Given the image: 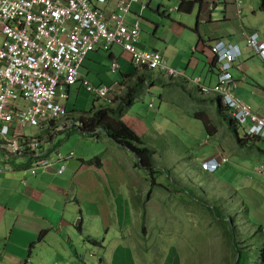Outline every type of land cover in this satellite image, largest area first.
<instances>
[{
	"label": "crops",
	"instance_id": "obj_1",
	"mask_svg": "<svg viewBox=\"0 0 264 264\" xmlns=\"http://www.w3.org/2000/svg\"><path fill=\"white\" fill-rule=\"evenodd\" d=\"M142 1L146 3L145 8L135 3L127 17L129 22L140 20L138 47L160 51L168 64L185 72L186 77H171L160 72L161 75L185 79L183 81L194 89H197L191 81L194 79L214 85L218 66L210 47L220 41L237 49L231 69L239 83L237 95L264 115V58L247 44L248 36L253 33L264 40L261 0H242L240 6L234 0H203L194 4L189 12L179 10L182 0ZM114 3V0L95 2L106 13L113 10ZM143 68L135 66L131 55L119 45L109 51L89 52L80 67V79L67 90L68 98L64 102L67 111L72 115L77 113L69 111L67 101L73 90L76 91L75 86L78 93L80 86L85 87L83 79L94 85L112 86L117 96L139 82L135 97L143 95V101L149 98L147 109L137 108L133 99L122 117L138 135H161V121L171 117L170 111L168 115L161 113L162 106L179 107L184 103L194 109L197 118L206 119L205 114L201 116V111L195 109L198 102L207 99H193L182 86L173 82L158 83L156 75L154 80L145 77ZM84 89L95 99L92 109L101 106V101L86 87ZM157 97L161 100L160 109L154 110ZM69 129L75 132L56 144L58 134ZM182 131L189 133L183 128ZM207 131L208 139L216 134L212 129ZM54 135L52 150L46 156L54 159L52 153L56 150L64 155L74 152V157L65 162L62 173L58 172L61 163L57 161L46 168L40 166L32 173L29 165L19 160L10 161L5 165L9 171L0 172V264L190 262L185 254L187 247L180 239L184 230L178 228L181 225L178 215L183 217V214L175 202L182 197L168 196L171 185L160 182L156 176V184L152 185L148 173L137 165L135 155L111 141L104 132L86 135L75 127L66 126L60 127ZM218 145L204 153L202 163L221 153ZM207 165L211 166V162ZM256 169L259 171V167ZM201 204L207 205L192 196V211L188 214L197 221L203 218L198 211ZM229 219H221L230 223L226 228L206 229L208 255L202 264H236L234 236L248 252L247 264L263 263L264 224H253L250 228L244 224L243 229L235 224L233 215ZM89 239L99 244L94 245ZM191 242L196 246L195 234Z\"/></svg>",
	"mask_w": 264,
	"mask_h": 264
},
{
	"label": "built area",
	"instance_id": "obj_2",
	"mask_svg": "<svg viewBox=\"0 0 264 264\" xmlns=\"http://www.w3.org/2000/svg\"><path fill=\"white\" fill-rule=\"evenodd\" d=\"M108 0H0V172L12 160H19L35 173L54 161L61 163L74 157L52 150V139L60 127L80 128L81 113L70 114L64 102L70 85L80 79V67L92 51H109L119 45L127 51L133 64L148 67L171 77H186L185 72L172 68L158 50L138 47L141 35L140 20H127L132 5L142 0H114V8L106 13L95 2ZM240 6L242 0H234ZM247 44L264 57V40L256 33L248 36ZM210 50L218 66L217 81L208 86L198 79L191 80L204 94L217 95L227 112L239 123L240 129L251 136L264 138V115L236 93L238 81L231 73L237 49L217 42ZM117 63L113 64L116 67ZM83 84L101 105L118 97L115 88L94 85L86 79ZM151 106V105H150ZM63 123V124H61ZM25 126L45 130L40 137L24 134ZM50 155V154H49ZM225 155L205 161L203 166L214 170L219 162L228 161ZM211 162V166H208ZM221 165V164H220ZM259 170L264 173V164Z\"/></svg>",
	"mask_w": 264,
	"mask_h": 264
},
{
	"label": "rangeland",
	"instance_id": "obj_3",
	"mask_svg": "<svg viewBox=\"0 0 264 264\" xmlns=\"http://www.w3.org/2000/svg\"><path fill=\"white\" fill-rule=\"evenodd\" d=\"M117 73L120 75L119 71ZM80 87L82 89L78 93V86H75L76 91L73 90L71 99L67 101L69 111L90 112L95 99L90 97L85 87ZM148 101L149 98L143 101V95L134 98L135 106L143 111H146ZM198 103L200 104L195 110L201 111V116L205 114L210 129L216 131L212 139H208L204 118H197L191 106L181 103L179 107L169 105V108L162 106L160 109L159 97L154 100L152 109H160L163 115H168L167 112L170 111L171 117L161 121V135H140L143 141L154 149L156 166L166 168L157 173L156 177L160 182L171 185L168 196H178L176 199L182 197V200H176L175 203L179 204V211L183 214V217L178 215V223H181L178 228L184 230L180 239L187 247L185 254L190 258V262L186 264L204 263L205 256L208 255L205 251L208 247L206 229L228 227L230 223L221 221L223 217L230 220L228 216L233 215L237 222L235 224H239L243 229L244 224L247 228L253 224H264V174L259 172L261 170L256 171V167L260 168L264 164V139L254 145H239L228 125L217 114L216 102L214 104L213 100L207 99ZM182 128L189 133L182 131ZM72 132L75 131L69 129L58 134L56 144ZM24 134L40 137L45 134V130L37 126H25ZM216 144H219L221 153L214 156L225 154L229 160L219 162V166L209 172L204 170L201 160L205 156L204 153ZM192 196L207 204H201L198 208L203 216L198 221L188 214L192 211ZM231 220L234 224L233 219ZM241 220H244V223ZM75 222L77 223V220ZM193 234L197 241L196 246L191 242Z\"/></svg>",
	"mask_w": 264,
	"mask_h": 264
},
{
	"label": "trees",
	"instance_id": "obj_4",
	"mask_svg": "<svg viewBox=\"0 0 264 264\" xmlns=\"http://www.w3.org/2000/svg\"><path fill=\"white\" fill-rule=\"evenodd\" d=\"M202 1L203 0H182L179 6V10L182 12H189L193 8L194 4L201 3ZM260 8L262 11H264V0H261ZM142 74L145 77H150L152 80H154L156 75L157 80L155 81H158V83L161 84L169 82L179 84L185 91L191 94L190 96L193 99L196 100L212 99L215 101L217 98L220 99V97H218L217 95H206L198 88L194 89L193 86H190L187 82L183 81L185 79L182 80L181 78H169L161 75L160 72H156L155 70L148 69L146 67L143 68ZM139 84V82H136L133 87H128L123 95L114 98V100H112L110 104L93 107L90 112L81 113L85 116L80 117L82 126L78 128V130L82 133H85L86 135H99V133L104 132L111 141L126 148L135 155L137 159V165L140 166L142 170L148 173L151 184L155 185L156 174L161 170H166V168L164 167V169H161V167L156 166L155 160L153 158L152 148L149 145L145 144L141 136L138 135L122 118L127 107L131 104L132 100L138 94L140 88ZM216 112L228 125L229 129L234 134L236 142L239 145H254L264 139L259 136H251L245 134L240 129L239 123L227 112V109L222 103L220 105L216 104ZM204 125L207 130H211L210 123L207 119H204ZM228 217L230 218V215ZM89 241L94 245L99 244V241L95 239H89ZM234 241V249L237 253L236 264H247L249 261L248 252L243 250L242 245L238 243L237 237L235 236ZM32 247L33 244L31 245L30 249ZM262 258L264 259V250L262 253Z\"/></svg>",
	"mask_w": 264,
	"mask_h": 264
},
{
	"label": "clouds",
	"instance_id": "obj_5",
	"mask_svg": "<svg viewBox=\"0 0 264 264\" xmlns=\"http://www.w3.org/2000/svg\"><path fill=\"white\" fill-rule=\"evenodd\" d=\"M263 58H264V57H263ZM221 103H222V101H221ZM216 157H217V156H212L209 160H211V159L214 160V158H216ZM209 160H208V161H209ZM204 162H205V161H204ZM204 162H203V163H204ZM203 163H202V167H203L204 169H206V168L203 166ZM207 170H208V169H207ZM209 171H210V170H209Z\"/></svg>",
	"mask_w": 264,
	"mask_h": 264
},
{
	"label": "water",
	"instance_id": "obj_6",
	"mask_svg": "<svg viewBox=\"0 0 264 264\" xmlns=\"http://www.w3.org/2000/svg\"><path fill=\"white\" fill-rule=\"evenodd\" d=\"M215 101H216V104H218V105H220V104H221V100H220V99H218V98H217ZM78 222H79V221H77V223H76V224H78Z\"/></svg>",
	"mask_w": 264,
	"mask_h": 264
}]
</instances>
